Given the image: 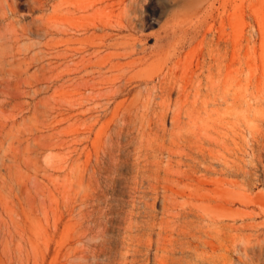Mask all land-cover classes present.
Masks as SVG:
<instances>
[{"label":"rangeland","instance_id":"rangeland-1","mask_svg":"<svg viewBox=\"0 0 264 264\" xmlns=\"http://www.w3.org/2000/svg\"><path fill=\"white\" fill-rule=\"evenodd\" d=\"M52 4L0 0V264H264V0H228L222 25L175 24L190 71L210 32L233 72L239 36L238 95L208 94L204 112L202 81L200 97L144 117L90 111L105 100H79L70 76L54 104Z\"/></svg>","mask_w":264,"mask_h":264},{"label":"bare ground","instance_id":"bare-ground-1","mask_svg":"<svg viewBox=\"0 0 264 264\" xmlns=\"http://www.w3.org/2000/svg\"><path fill=\"white\" fill-rule=\"evenodd\" d=\"M51 1L50 66L52 72L62 69L59 75H55L57 81L52 88L55 105L66 99L64 83H60L66 76H70L72 85H75L79 100L96 97L105 100L99 107L89 109L101 114L135 111L137 117L138 111H142L141 117H144L153 102V112L170 108L171 101H174L173 107L178 108L179 102L200 97L202 81L208 84L201 102L204 112L208 111L204 102L208 94L223 103L229 95H238L242 84L239 36L234 42L232 57L236 64L233 72L227 62L230 47L225 34L204 33L198 41L197 34L194 35L196 32L193 31L192 37L187 33L189 42L197 40V44H206V53L195 61V68L191 71L188 67L192 64H181L184 46L175 47L174 28L181 17L200 18L207 21V25L212 22L222 25L228 0H87L78 4L70 0ZM160 9H163L164 21L159 27L160 32L155 34L154 47L149 49L145 43L149 34L144 28L153 23L149 17ZM146 67L155 69L145 75L142 70ZM217 107L216 103L215 106L212 104L211 110H218ZM176 118H172V127L177 125ZM143 123L140 121L141 125Z\"/></svg>","mask_w":264,"mask_h":264}]
</instances>
